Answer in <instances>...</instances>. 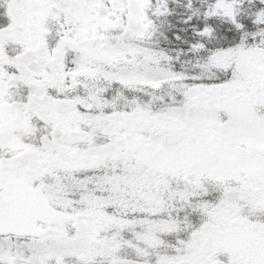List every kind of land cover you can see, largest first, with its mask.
<instances>
[{
    "label": "snow or ice",
    "instance_id": "obj_1",
    "mask_svg": "<svg viewBox=\"0 0 264 264\" xmlns=\"http://www.w3.org/2000/svg\"><path fill=\"white\" fill-rule=\"evenodd\" d=\"M0 264H264V0H0Z\"/></svg>",
    "mask_w": 264,
    "mask_h": 264
}]
</instances>
